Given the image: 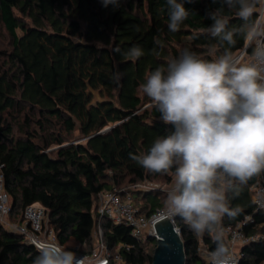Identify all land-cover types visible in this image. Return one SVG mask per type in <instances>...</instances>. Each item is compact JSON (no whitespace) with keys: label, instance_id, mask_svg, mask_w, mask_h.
<instances>
[{"label":"trees","instance_id":"1","mask_svg":"<svg viewBox=\"0 0 264 264\" xmlns=\"http://www.w3.org/2000/svg\"><path fill=\"white\" fill-rule=\"evenodd\" d=\"M185 7L192 14L173 33L166 0H121L118 7L100 0H0V24L10 38L0 47V165L12 222L24 224L26 206L39 203L60 244L75 242L86 248L79 252L92 255L101 230L109 264H152L156 237L136 238L129 225L100 215L98 201L101 192L117 188L147 219L165 207L164 190L142 191L139 185L169 183L171 172L150 173L129 155L146 152L171 130L140 85L179 56L184 39L204 58L222 52L212 50L218 41L206 31L212 23L206 13L220 4L192 0ZM224 14L230 26L241 23L234 10ZM247 43L238 38L234 54L250 51ZM133 45L144 50L136 60L122 55ZM94 92L103 100L94 103ZM262 178L264 173L250 179L236 196L229 193L230 207L239 211L222 219V228L245 221L247 236L260 235L242 246L239 264L264 262V210L257 209L250 189ZM175 222L186 264H208L200 241L213 251L214 234L197 236L179 217ZM37 254L23 234L0 221V264H32Z\"/></svg>","mask_w":264,"mask_h":264},{"label":"clouds","instance_id":"2","mask_svg":"<svg viewBox=\"0 0 264 264\" xmlns=\"http://www.w3.org/2000/svg\"><path fill=\"white\" fill-rule=\"evenodd\" d=\"M100 2L118 7L121 0ZM190 2L166 0L170 32L179 31L192 14L185 7ZM213 3L220 7L206 13L212 21L206 31L218 41L212 50L222 52L207 59L185 47L148 74L140 89L171 130L157 136L146 152L129 155L150 173L171 172L174 177L161 215L170 221L179 217L197 236L214 234L210 264H237L221 224L223 217H235L239 211L230 207L229 193L238 195L250 179L264 173V17L258 16L260 0ZM225 9L234 10L241 23L230 26ZM238 38L248 41L246 59L234 54ZM156 43L162 46L158 39ZM122 55L136 60L144 50L133 45ZM35 247L32 264L86 261L55 242Z\"/></svg>","mask_w":264,"mask_h":264},{"label":"built area","instance_id":"3","mask_svg":"<svg viewBox=\"0 0 264 264\" xmlns=\"http://www.w3.org/2000/svg\"><path fill=\"white\" fill-rule=\"evenodd\" d=\"M261 9L259 16L264 17V0ZM246 53V49H244L239 57L242 59ZM139 189L142 191L164 190V187H161L157 183L144 182L139 185ZM250 189L257 209L264 210V178L253 183ZM10 212L11 203L5 192L4 175L0 165V220H5ZM98 212L100 215L107 216L115 222H123L129 225L132 229V234L138 239L145 235L152 236V234H154V216L147 219L144 215L140 214L138 208L133 204L131 197L128 195L127 198H122L117 188L103 191L99 194ZM24 217V224H9L8 229L23 234L25 243L35 246L38 242L48 241L55 242L63 248L72 249L58 242L53 227L48 223L47 211L41 204L33 203L26 206ZM246 220L252 219L248 216ZM244 224L245 221H240L235 225L223 227V235L226 237V243L230 247L237 264L240 263L242 256V246L260 238L258 234L247 236L243 229ZM101 235L102 232L100 230V238L92 255H85L73 249L81 256L86 257L85 264H96L100 261L103 264H109L108 251L101 239ZM237 246H239L240 249L237 250ZM199 252L203 259L210 264V255L212 251L208 249L206 244L199 247ZM116 259H120V257L117 256Z\"/></svg>","mask_w":264,"mask_h":264},{"label":"water","instance_id":"4","mask_svg":"<svg viewBox=\"0 0 264 264\" xmlns=\"http://www.w3.org/2000/svg\"><path fill=\"white\" fill-rule=\"evenodd\" d=\"M162 210L153 218L154 234L152 236L156 237L157 245L154 249L152 264H186L184 240L180 229L175 221H170L161 215Z\"/></svg>","mask_w":264,"mask_h":264},{"label":"rangeland","instance_id":"5","mask_svg":"<svg viewBox=\"0 0 264 264\" xmlns=\"http://www.w3.org/2000/svg\"><path fill=\"white\" fill-rule=\"evenodd\" d=\"M9 34L7 33V31L5 30V28L0 24V47H6V46H8L9 45ZM180 46L182 47V48H185V47H189V41H188V39H184L183 40V42L180 44ZM243 50H241V51H239V52H237V53H235V55H237V56H239L240 54H241V52H242ZM247 58V56H246V54L244 55V57L242 58V59H246ZM103 99H102V97L100 96V94L98 93V92H94V103H96V102H98V101H102ZM76 135H78V133H76ZM79 137V136H78ZM173 180H174V177H173V179H172V181L171 182H169V183H167L166 182V180H164V179H159V180H155V181H151V182H148V183H157V184H159L161 187H164V191L167 193V191H168V189H169V187L171 186V184L173 183ZM166 200V199H165ZM7 228H9V224L11 225V224H14V222H12V220L10 219V218H8V216L5 218V220H0ZM99 235H100V233H99V231H97L96 233H95V238H94V245L96 246L97 244H98V240H99ZM205 244V242L203 241V239H201V241H200V246L201 245H204ZM67 247H70V248H72V249H75V250H77L78 251V249H80V250H85L86 248H84V247H79V245L78 244H76L75 242H69L68 244H67ZM156 247V246H155ZM153 248V246L152 245H148V249H152ZM237 250L238 249H240V247L239 246H237V248H236ZM261 264H264V262L263 263H261Z\"/></svg>","mask_w":264,"mask_h":264},{"label":"bare ground","instance_id":"6","mask_svg":"<svg viewBox=\"0 0 264 264\" xmlns=\"http://www.w3.org/2000/svg\"><path fill=\"white\" fill-rule=\"evenodd\" d=\"M101 262V261H100ZM100 262H97L96 264L100 263Z\"/></svg>","mask_w":264,"mask_h":264}]
</instances>
